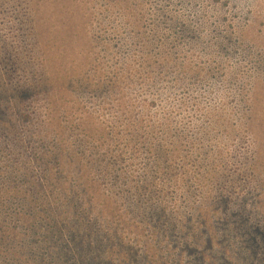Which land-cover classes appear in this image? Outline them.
<instances>
[{
    "label": "rangeland",
    "instance_id": "obj_1",
    "mask_svg": "<svg viewBox=\"0 0 264 264\" xmlns=\"http://www.w3.org/2000/svg\"><path fill=\"white\" fill-rule=\"evenodd\" d=\"M30 9L39 11L41 29H57L56 39L65 41L59 50L72 64L67 69L87 65L91 75L95 67L104 75L101 85L88 76L89 87L79 85L74 97H62L50 113L59 134L62 117L81 127L66 135L88 172L83 181L74 172L65 174L73 184L84 183L83 191H68L66 197H73L80 212L92 213H84V221L100 236L96 258L108 263V253L116 251L118 257L126 255L127 264L132 259V264H264V242L253 258L252 245L235 234L232 222L220 221L222 214L214 209L206 215L211 198L222 193L217 183L222 176L244 180V186L252 177L241 165L264 168V0H40ZM6 14H0V51L13 35L8 31L13 18ZM68 28L73 32L66 35ZM248 117L251 126L244 132L240 123ZM232 126H238L237 134H231ZM82 127L92 135L86 145ZM50 140L57 143L52 137L34 145L20 142L15 151L36 147L38 153L59 155V145L52 151ZM18 161L0 158L1 180L42 177L33 160L31 174L15 173L22 169ZM259 179L264 182V176ZM225 193L246 196L252 219L264 228V186L251 195L241 187ZM87 198L104 203L108 217L103 213L97 220ZM114 206L113 216L130 220L133 228L109 226ZM158 215L161 222L163 216L174 222L175 232H164L167 240ZM4 219L0 215V225ZM31 230L35 234L29 232L23 242L28 251L0 245V264H88L94 259L83 261L74 251L66 225L63 241L72 243L67 260L53 257L61 241L51 239L46 226L37 223ZM154 233L161 243L160 263L145 255L156 243ZM75 239L77 246L88 239L95 243L83 230H76Z\"/></svg>",
    "mask_w": 264,
    "mask_h": 264
},
{
    "label": "trees",
    "instance_id": "obj_2",
    "mask_svg": "<svg viewBox=\"0 0 264 264\" xmlns=\"http://www.w3.org/2000/svg\"><path fill=\"white\" fill-rule=\"evenodd\" d=\"M39 1L0 0L1 16L7 15L6 13L9 12V15L13 18L10 22L11 26L8 28V31L13 34L12 41L5 47L6 50L2 49L0 51V158L3 160L11 156L20 158L21 161L18 162L21 164L22 169H16L14 172H21V176L31 174L32 171H30V168L33 165L30 164V160H33V164L38 169L39 176L42 175V177L36 180L22 178V182L13 180L6 182L0 179V215L5 218L0 225V245L20 246L23 248L22 250H30L28 247H23V242L26 240L25 237L29 232L35 234V231L31 230V228L38 223L40 228L46 226L51 239L56 236L61 241V246L58 248L59 252L56 253L55 250L53 257L61 260L62 258L66 260L67 258L70 259L69 246L72 244L70 242H73V246L76 247L74 251L83 261H85L83 258L87 260H90V257L94 258L88 264H112L109 259L115 260L116 258L118 260L117 264H127L126 255L120 254L118 257L116 251L108 253L106 257L108 263L107 261H103V259L96 258L97 253L101 249V246L98 245L100 236L90 226L89 221H84V213H92L90 211L80 212L73 197H66L68 191L76 195L78 193H75V189H77V192L83 191L82 186L84 183H82L83 185L73 184L67 181L68 177L65 174L67 176L70 174L71 176L74 172L78 176V180L83 181L85 179L84 174L88 172L87 167L82 165L78 158L75 149L70 147L71 145L66 135L67 132H74L75 130L81 129V127L79 124L66 122L62 114L59 113L62 117L61 122L58 124V130L61 132L59 134L57 131H54L56 128L52 129V125H54L52 123L53 118H50L52 105L56 106L62 97H74L79 85L90 86L88 76H91L92 80L94 76L97 79V84L101 85L104 75L101 71L96 70V67L91 75L90 70L86 68L87 65L84 69L78 67H70V69H67L72 64L68 63L69 61H67L59 50L60 47L64 46L65 41L63 39L59 41L56 39L58 35L57 29L54 31H50L47 28L41 29L42 26L39 27L36 22L39 11L30 9V6L34 2L37 5ZM64 30L63 32L65 33ZM72 32V29L68 28L66 35ZM46 66H49V70ZM127 113L130 114L128 107ZM247 119L249 117L243 123H240L242 129L245 126L244 132L251 126L250 124L248 125ZM226 125L227 123H225ZM237 130L238 126H232L230 132L231 134H237L235 132ZM82 131L85 134H83L84 136H88L86 141L81 140L83 145H86V143L89 144L88 138L92 135L84 127H82ZM50 136L56 140L57 143L55 144H58L60 147L59 155L54 154V152L52 153L53 155L38 153L36 147H33V149L32 147L31 149L27 147L21 149L20 147V149L15 151L18 148L16 146H19L18 144L20 142L33 143L34 145L37 141L51 138ZM60 136H64V141L60 139ZM33 138H35V142H32ZM50 141L53 142V151L57 145L54 144L53 140ZM27 150L28 157L25 155ZM31 154L32 157H30ZM23 156L27 163L22 160L24 158ZM50 159L53 160L52 163ZM168 160L166 158L163 161L167 162ZM241 166H244L247 170H251L249 171V175L252 179H247L245 185L242 186L240 182L244 180H232V178H229L231 177L230 174H225V177L222 176L217 182L219 186L218 192L222 193H216L211 198L212 204L209 208H206V215L210 216L212 213L211 210L214 209L215 213L219 212L222 214L218 217L220 221L226 220V222H232V230H234L235 234L237 233L239 236L243 235L245 238L243 240L248 245H252L253 249L249 252L255 258L254 252L257 246L264 242V228L261 225L262 223L256 222V218L252 219L251 211H248L249 205L247 206V203L249 201H246V196L235 197L225 192L237 187H241L242 190H245L247 194L250 193V195L254 190L260 192L264 186V182L259 177L264 176V168H261L260 165H255V167H252L254 168L253 171V169H250L246 165ZM79 198L82 202L85 201L83 197ZM85 204H88L89 208L93 210V214L96 215L97 220L102 217L103 213L108 217L109 210L104 203L94 204L87 198ZM67 206L70 207L71 211L67 210ZM114 211L115 206L111 210L112 215H109L112 221L109 222L110 227L118 229L121 228V225L123 227L133 228L130 220L126 219L121 221V216L116 219L113 216ZM206 215L207 221L211 224L212 222ZM160 218L161 215H158L157 225L162 224L160 230L163 233L168 232L167 229L169 232H175L174 222L164 216V220L161 222L159 220ZM72 221H76L73 223V226ZM63 225H66V228H68L66 234L70 236L69 243L63 241ZM134 229L136 230L137 227H134ZM76 230H83L85 237L87 239L88 237H93L95 243H92L88 239L84 242V246H77L78 240L75 239ZM165 233L163 237L167 240L168 237ZM153 235L156 241L154 245L156 246L149 247L145 255L148 254L147 257L149 256V259L152 258L153 262L160 263L162 258L159 255L158 248H161L159 245L161 243L158 237H156V234L154 233ZM119 240L120 242L122 241V239ZM206 244L204 242V246ZM81 247L82 249H80ZM164 250L167 252L170 251L169 247ZM185 250L187 252H193V254L196 251L188 248H185ZM14 254L19 255V253ZM260 260L264 262V259ZM133 261L134 259H132L130 264ZM143 261L142 259L141 262Z\"/></svg>",
    "mask_w": 264,
    "mask_h": 264
}]
</instances>
